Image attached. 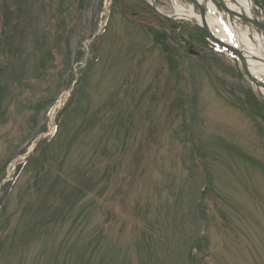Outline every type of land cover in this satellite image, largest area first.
<instances>
[{
	"label": "rangeland",
	"instance_id": "rangeland-1",
	"mask_svg": "<svg viewBox=\"0 0 264 264\" xmlns=\"http://www.w3.org/2000/svg\"><path fill=\"white\" fill-rule=\"evenodd\" d=\"M175 14L0 0V264H264V106Z\"/></svg>",
	"mask_w": 264,
	"mask_h": 264
},
{
	"label": "bare ground",
	"instance_id": "bare-ground-1",
	"mask_svg": "<svg viewBox=\"0 0 264 264\" xmlns=\"http://www.w3.org/2000/svg\"><path fill=\"white\" fill-rule=\"evenodd\" d=\"M175 16L173 19L186 20L196 26L201 25V20L198 14L194 12L191 6L183 8L179 6L176 0H171ZM222 5L250 20H255L258 23L264 24L260 18L262 11L256 9L250 0H219ZM198 4L204 9V22L208 31L218 37V39L238 48V51L245 56L246 67L249 74L257 81L264 82V43L263 32L255 25L246 23L239 16L223 14L218 9L215 0H197ZM264 100V87L259 85L254 87Z\"/></svg>",
	"mask_w": 264,
	"mask_h": 264
},
{
	"label": "water",
	"instance_id": "water-1",
	"mask_svg": "<svg viewBox=\"0 0 264 264\" xmlns=\"http://www.w3.org/2000/svg\"><path fill=\"white\" fill-rule=\"evenodd\" d=\"M188 3L192 4L193 6H195L197 9H198V12H199V17H200V20H201V28L205 31L206 35H207V38L208 40L217 45V46H220L226 50H229L230 52H232L233 54H235L238 59H239V63H240V67H241V70L242 72L244 73V75L246 76L247 80L254 86V87H258L259 85H261L262 87H264L263 84H261L260 82H258L254 77H252L248 70H247V67H246V61H245V56H243L239 51L238 49L226 44L225 42L221 41L220 39H218L217 37L213 36L209 31H208V28L205 24V20H204V16H205V13H204V9L201 5L198 4V2L196 0H186ZM220 6L222 7V9L224 10V12L229 15V17H232V16H239L238 18L242 19L244 22L246 23H250V24H253L255 25L257 28L261 29L262 32H263V43H264V25L261 24V23H258L257 21L255 20H250L246 17H243L241 15H238L237 13L225 8L222 3L218 0ZM264 16V14H263ZM258 98L262 101V103L264 104V100L261 98V96L256 92ZM64 97H65V94H63L59 100L57 101L56 103V106H61L62 105V102L64 100Z\"/></svg>",
	"mask_w": 264,
	"mask_h": 264
},
{
	"label": "trees",
	"instance_id": "trees-1",
	"mask_svg": "<svg viewBox=\"0 0 264 264\" xmlns=\"http://www.w3.org/2000/svg\"><path fill=\"white\" fill-rule=\"evenodd\" d=\"M39 144V143H38Z\"/></svg>",
	"mask_w": 264,
	"mask_h": 264
}]
</instances>
